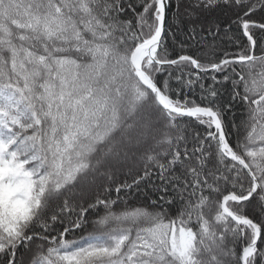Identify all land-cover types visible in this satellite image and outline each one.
<instances>
[{"label": "snow or ice", "instance_id": "snow-or-ice-1", "mask_svg": "<svg viewBox=\"0 0 264 264\" xmlns=\"http://www.w3.org/2000/svg\"><path fill=\"white\" fill-rule=\"evenodd\" d=\"M0 264H264V0H0Z\"/></svg>", "mask_w": 264, "mask_h": 264}, {"label": "trees", "instance_id": "trees-1", "mask_svg": "<svg viewBox=\"0 0 264 264\" xmlns=\"http://www.w3.org/2000/svg\"><path fill=\"white\" fill-rule=\"evenodd\" d=\"M136 202L134 200H129V205H135Z\"/></svg>", "mask_w": 264, "mask_h": 264}]
</instances>
